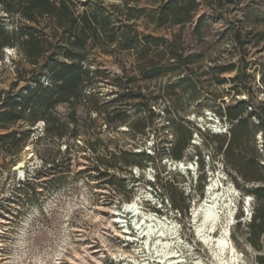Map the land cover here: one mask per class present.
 Masks as SVG:
<instances>
[{
    "label": "rangeland",
    "instance_id": "rangeland-1",
    "mask_svg": "<svg viewBox=\"0 0 264 264\" xmlns=\"http://www.w3.org/2000/svg\"><path fill=\"white\" fill-rule=\"evenodd\" d=\"M201 1L199 15L206 14L202 34H192L195 24H188L180 42L184 58L192 56L187 65L145 79L133 52L95 49L91 54L95 98L76 104V123L69 121L70 105L60 103L53 110V116L68 126L66 136L48 133L46 121L40 120L26 126L32 130L31 139L15 155L0 148V264H165L158 262L161 257L152 241L146 244V239H134L140 233L133 216L123 218H127L129 234L115 222L120 219L117 213L136 199L142 209L162 216L169 226L174 224L180 245L171 248L182 255L184 264H260L264 239L255 241L261 250L248 239L254 198L243 197V189L253 184L239 177L232 179L218 150L221 139L213 137L230 131V122L220 108L224 111L246 95L228 93L236 72L219 74L212 68L248 63L247 72L254 73L264 60V37L256 44L257 34L264 33V0ZM0 16L7 14L0 10ZM178 29H162L156 34L170 38ZM235 30L251 40L244 48L235 46ZM19 57L13 48L0 56V89L19 93L33 83L38 68L34 71L27 64L26 73L19 74L15 64ZM167 59L156 57L160 62ZM186 76L191 81L178 87L177 94H168L165 87ZM218 78L227 82L220 84ZM244 80L257 87L259 72ZM254 96L255 103L264 101V92L255 91ZM117 109H129L127 122L116 119ZM180 124L192 131V137L185 157L177 161L167 153ZM22 126L19 123L15 129ZM144 152L153 156L152 162L144 159ZM127 159L135 163L127 164ZM179 162L191 169H182ZM106 170L111 176L101 177L100 172ZM113 175L117 179L112 183ZM213 182L223 197L228 199L230 192L234 203V214L227 218L229 248L222 255L216 254L214 245L199 240L193 217ZM213 235L219 237L220 226Z\"/></svg>",
    "mask_w": 264,
    "mask_h": 264
},
{
    "label": "trees",
    "instance_id": "trees-1",
    "mask_svg": "<svg viewBox=\"0 0 264 264\" xmlns=\"http://www.w3.org/2000/svg\"><path fill=\"white\" fill-rule=\"evenodd\" d=\"M201 5V0H0V10L7 14L0 16V56H4L7 48H13L20 56L15 63L19 74L26 73L27 64L33 65L34 71L38 68L33 83L19 93L0 89V131H3L0 132V148L15 155L31 139L32 130L26 126L32 127L40 120L46 121L48 133L58 138L66 136L68 126L60 123L52 113L57 104H68L72 109L69 121L76 123V104L83 99L95 98L94 72L91 70V54L95 49L106 53L133 52L145 79L177 69L181 64L187 65L192 56L184 58L180 42L188 24H195L192 34H202L206 14L199 15ZM140 25L143 30L139 29ZM177 26L179 29L170 38L156 34L159 30ZM257 37L256 44H259L264 33ZM234 41L236 47L243 48L251 42L241 30H235ZM244 50L246 55L247 49ZM156 57L168 59L160 62ZM245 59L243 56L242 61ZM247 68L248 63L212 68L219 74L236 72L230 78L234 84L228 93L246 95L235 104H228L224 111L220 108L221 115L230 122V131L227 135L213 137L221 139L218 150L223 154L232 179L239 177L253 184L243 189V197L254 198L248 239L261 250L263 247L255 241L264 239V101L255 103L254 93L264 92V60L258 63L254 73H248ZM255 72H259L260 85L254 88L248 86L244 78L254 77ZM189 81L191 77L186 76L168 84L165 89L170 95L177 94L176 89ZM218 82L227 80L218 78ZM144 107L152 111L148 103ZM115 112L120 122H127L131 115L129 109ZM19 123L23 126L15 129ZM179 126L175 130L176 140L167 153L177 161L185 157L192 137L191 130L187 132L183 124ZM73 132L77 136L76 130ZM92 148L95 149L93 145ZM141 155L147 162L153 161L152 155L145 152ZM197 156L200 157V153ZM125 162L135 163L128 159ZM200 165L204 168L203 159ZM100 176L111 174L106 170L100 172ZM112 177L110 182L113 183L117 178ZM158 179L161 178L158 176ZM201 179L204 181L205 177ZM175 207L178 209L177 204ZM237 224L241 225V222ZM258 261L264 264V257L258 255Z\"/></svg>",
    "mask_w": 264,
    "mask_h": 264
},
{
    "label": "bare ground",
    "instance_id": "bare-ground-1",
    "mask_svg": "<svg viewBox=\"0 0 264 264\" xmlns=\"http://www.w3.org/2000/svg\"><path fill=\"white\" fill-rule=\"evenodd\" d=\"M179 163L183 166V169H191V167L187 166V164H185L184 162ZM216 186L217 183L213 182V184L208 188V191L206 193V200H204L201 205L196 206V208L194 209L193 217L194 222L197 223L195 230L197 231L199 240L209 247L214 245L212 249L216 252L217 255H222L229 248V238L227 232L230 223L228 222L227 218L229 217V215L232 216L234 214V210L232 208L233 195L228 192L226 194L228 199L223 197L220 192L217 191ZM125 207V210H120L122 213H117V215L120 216V219H116L115 221L116 223H120V225L125 228L123 230V233H131L130 226L128 225V222L126 220L127 218L123 219L124 217L131 215L134 217L133 222L135 223V226L140 233L138 238L134 239L137 241L140 239H146V244H149L152 241L156 252L161 257V259L158 260L159 263H185V259H183L182 255L175 253L174 249L171 248L176 243H179L177 241L178 239L180 240L179 234L177 230H175L173 223L172 225L170 223L171 226H169L167 224L168 221L162 218V216L160 217L152 210L146 211L142 209L143 206L140 207L139 200L137 199L131 202L129 201ZM222 210H225L224 220H222L221 217ZM219 226L220 235L216 239L213 233H215V230ZM232 251V254L235 255L234 252H236V250L233 249Z\"/></svg>",
    "mask_w": 264,
    "mask_h": 264
},
{
    "label": "built area",
    "instance_id": "built-area-1",
    "mask_svg": "<svg viewBox=\"0 0 264 264\" xmlns=\"http://www.w3.org/2000/svg\"><path fill=\"white\" fill-rule=\"evenodd\" d=\"M212 120H214V119H212ZM218 122H219V120H218ZM215 133H221V131H219V132L218 131L217 132L215 131Z\"/></svg>",
    "mask_w": 264,
    "mask_h": 264
},
{
    "label": "water",
    "instance_id": "water-1",
    "mask_svg": "<svg viewBox=\"0 0 264 264\" xmlns=\"http://www.w3.org/2000/svg\"><path fill=\"white\" fill-rule=\"evenodd\" d=\"M181 168L183 169V166Z\"/></svg>",
    "mask_w": 264,
    "mask_h": 264
}]
</instances>
